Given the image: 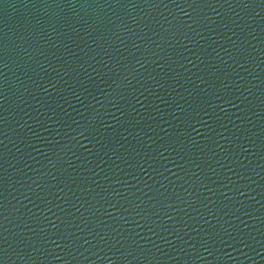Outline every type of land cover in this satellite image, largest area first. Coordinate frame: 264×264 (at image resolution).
<instances>
[{
    "label": "water",
    "instance_id": "water-1",
    "mask_svg": "<svg viewBox=\"0 0 264 264\" xmlns=\"http://www.w3.org/2000/svg\"><path fill=\"white\" fill-rule=\"evenodd\" d=\"M0 264H264V0H0Z\"/></svg>",
    "mask_w": 264,
    "mask_h": 264
}]
</instances>
